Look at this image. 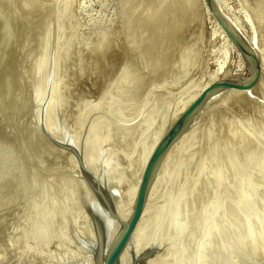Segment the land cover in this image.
Instances as JSON below:
<instances>
[{"label":"rangeland","instance_id":"rangeland-1","mask_svg":"<svg viewBox=\"0 0 264 264\" xmlns=\"http://www.w3.org/2000/svg\"><path fill=\"white\" fill-rule=\"evenodd\" d=\"M146 1L0 0V40L12 23L0 43V264H94L83 164L94 158L129 201L147 150L218 68L252 78L206 0H171L150 26L133 20ZM224 1L264 52V0ZM139 34L152 41L130 44ZM261 70L246 93L201 108L121 264H264Z\"/></svg>","mask_w":264,"mask_h":264},{"label":"water","instance_id":"water-1","mask_svg":"<svg viewBox=\"0 0 264 264\" xmlns=\"http://www.w3.org/2000/svg\"><path fill=\"white\" fill-rule=\"evenodd\" d=\"M209 8L213 11L216 19L224 28L232 41L240 48L250 66L252 78L249 81L237 80L234 78H220L213 81L204 91L198 95L181 115L170 125L155 149L150 155L138 187L136 198L130 216L124 220L114 209V201L111 196V190L108 187L107 177L104 175H96L94 169L89 168L87 163L83 164V170L89 178L92 187L96 192V202H101L103 207L108 212L110 218L116 220L120 225V229L115 234L110 235V229L103 220L98 217L96 207H93L90 201L87 202L89 211L93 217L95 234L92 240L88 241V245L92 250L95 259L94 264H119L120 258L124 251L129 247L130 240L137 226L138 221L144 211L147 202L148 192L154 180V177L160 167V164L168 152L172 144L190 128L195 117L201 108L217 93L228 90L238 89L245 90L251 86L255 78L260 73L261 65L259 57L246 40V38L234 30L226 18L220 13L214 0H206ZM97 199V200H96ZM98 202V203H99ZM89 264L80 262L78 264ZM138 264V262H136Z\"/></svg>","mask_w":264,"mask_h":264},{"label":"bare ground","instance_id":"bare-ground-1","mask_svg":"<svg viewBox=\"0 0 264 264\" xmlns=\"http://www.w3.org/2000/svg\"><path fill=\"white\" fill-rule=\"evenodd\" d=\"M24 1V2H23ZM26 1H28V0H26ZM26 1L25 0H21V2L19 3L20 5V8H21V10H27L28 8H30V7H28L27 9H25L27 6L26 5H29L30 4V2H33L34 0H30V2L28 3V4H25L26 3ZM134 1V0H133ZM139 1V0H138ZM144 1V0H143ZM146 1V0H145ZM150 0H148V1H146V3H148ZM155 1V5L156 6H158V10H156V6L154 5H152V6H147L146 7V9L145 8H143V5L142 4H140L139 5V7H141V5H142V7L141 8H138V2L136 1V3H137V5H135L134 4V13H133V20L134 19H136V20H134V21H137L138 22V18H141V17H143V18H141V19H143V20H145V24H146V26H150L151 24H153L154 23V20H155V24H156V21H157V18H158V22L159 21H161V17H163V19L165 18V17H167L168 15L166 14V13H164L163 12V10L164 11H166V9H164L163 8V6L165 5L166 6V8H168V6L171 4H173V6L175 5L174 3H171L172 1L171 0H154ZM171 1V2H170ZM201 1H203L204 2V0H200V2ZM215 2H216V5H217V7H218V10L220 11V13L226 18V20L230 23V25L232 26V28L234 29V30H236L237 32H239L240 34H242L243 36H246L245 34L246 33H244L245 31H242V29H244V28H242L241 29V27H243V26H240V23H239V21H238V17L236 18V17H232L229 13H228V11L226 10V8H225V1L224 0H214ZM23 2V3H22ZM150 2H153V0H151ZM169 2H170V4H169ZM202 3V2H201ZM32 4V3H31ZM30 4V5H31ZM143 4H145L144 2H143ZM204 4V3H203ZM202 4V5H203ZM7 5H9L8 4V2H7ZM29 5V6H30ZM33 5V4H32ZM32 5H31V7H32ZM147 4H145V6H146ZM149 5V4H148ZM172 6V7H173ZM149 7V8H148ZM170 7V6H169ZM175 7V6H174ZM177 7V6H176ZM176 7H175V9H176ZM206 7H208V6H206ZM163 9V10H162ZM209 9V8H208ZM207 10V9H206ZM209 11V10H208ZM210 12V11H209ZM8 15L10 14L9 12L7 13ZM163 14H166L167 16H163ZM210 14L212 15V21H213V23H215L214 25H216V27H218L219 29H220V31H221V33H223V35H224V37L229 41V43L234 47V49L236 48V46L234 45V43H233V41L228 37V34L226 33V31H224V29L222 28V26L220 25V23L215 19V17L213 16L214 14H212L211 12H210ZM0 15H1V13H0ZM153 18H155V19H153ZM160 18V19H159ZM140 19V20H141ZM132 21V20H131ZM130 21V22H131ZM129 22V25L131 24L132 25V23H130ZM136 22V23H137ZM141 22H142V20H141ZM141 22H140V25H142L141 24ZM153 22V23H152ZM163 22V21H162ZM136 23H135V27H138V26H136ZM159 23H161V22H159ZM159 23H157L158 25H159ZM12 23L11 22H5L4 24H3V26L1 27V39L2 40H0V43L3 45L5 42H7V40H8V32H9V28H10V25H11ZM143 24H144V22H143ZM154 24V25H155ZM156 24V25H157ZM130 25V26H131ZM139 25V24H138ZM134 27V26H133ZM144 27V26H143ZM142 27V28H143ZM162 27V26H161ZM141 27H140V29H142ZM131 29V28H130ZM246 30V29H245ZM247 31V30H246ZM249 32V31H248ZM139 33H141V32H139ZM143 33H146L145 31L143 32L142 31V34ZM142 34H139L138 36H137V38H133V40L130 42V44H135L138 40H140V38L143 36ZM249 34V33H248ZM147 35H149V34H147ZM146 35H144L143 37H145ZM248 36V35H247ZM142 37V39H143V41L145 42L146 40H147V42H148V40L150 39L148 36V38H146V40L144 39ZM151 37V36H150ZM152 38V37H151ZM246 38V37H245ZM251 38V37H250ZM249 38V39H250ZM141 39V40H142ZM151 40V39H150ZM149 40V41H150ZM251 40H253V38L251 39ZM152 41V40H151ZM112 42H114V41H112ZM146 42V43H147ZM253 43V42H252ZM255 43V42H254ZM253 43V45H252V47L254 48V50H256V52H257V55H258V57H259V59H260V64H261V74H263L264 73V52H263V50L261 51L257 46H256V44H254ZM150 44H151V42H150ZM1 45V46H2ZM110 45V44H109ZM108 45V46H109ZM127 45H129V44H127ZM129 46H131V45H129ZM236 50V49H235ZM237 51V50H236ZM239 54V53H238ZM145 60V59H144ZM143 60V61H144ZM149 60V59H148ZM147 62H149V61H147ZM145 64V63H144ZM148 65V64H147ZM165 65V66H164ZM162 65L160 64V66H159V68L161 67ZM163 66H164V68L166 67V64H163ZM163 66H162V68H163ZM163 68V69H164ZM158 70V69H157ZM161 70V69H160ZM233 71V70H232ZM237 72V71H236ZM243 73V72H242ZM260 74V75H261ZM264 75V74H263ZM263 75H262V77H263ZM236 77H241V76H238L237 74L235 75V74H233V73H230V71H226V70H223V68L220 66L219 68H218V70H217V72H215V75H213V77L212 78H210V80L202 87V89L196 94V95H194L188 102H187V105H186V107L201 93V92H203V90L206 88V87H208L213 81H215V80H217V79H220V78H236ZM246 77V76H245ZM242 78V77H241ZM244 78V77H243ZM238 79V78H237ZM262 79H260L259 80V82L261 81ZM259 82H257V83H259ZM260 85V84H259ZM258 87V85H255V88H257ZM255 88H253V89H255ZM231 92L233 95L235 94V93H241V95H242V93H246V91H242V90H238V89H230V90H228V92ZM228 92H225V93H227L228 94ZM221 94V93H220ZM226 94V95H227ZM222 95V94H221ZM221 95H217V96H220L221 97ZM223 95H225V94H223ZM239 95V94H238ZM238 95H234V96H232V97H234L235 98V96L238 98ZM231 96V95H230ZM229 95H228V97H230ZM216 97V96H215ZM214 96L212 97V98H215ZM212 98L210 99V100H212ZM225 98V97H224ZM227 98V97H226ZM231 98V97H230ZM230 98H229V100H230ZM232 99V98H231ZM210 100L208 101V103L210 102ZM215 100V99H214ZM233 101H234V99H232ZM231 100V101H232ZM209 105H210V103H209ZM206 106V105H205ZM208 106V105H207ZM205 108H208V107H205ZM203 110H204V108H203ZM202 112V111H201ZM203 113H204V111H203ZM178 116V115H177ZM174 119H177L176 117L174 118ZM197 119H199V118H197ZM196 119V120H197ZM195 120V121H196ZM194 121V122H195ZM174 122V121H173ZM172 123V122H171ZM196 124V123H195ZM50 126V125H49ZM52 129V128H51ZM194 129H197V128H194L193 126L192 127H190L188 130H186L178 139H177V141L176 142H174L173 144H172V146L170 147V149L168 150V152L166 153V155L164 156V159H163V161H162V163H161V165H160V167H159V169H158V171H157V173H156V175H155V177H154V180H153V182H152V185H151V187H150V190H149V192H148V198H147V202H146V205H145V207H144V211H143V214L141 215V217H140V220L138 221V223H137V226H136V228H135V230H134V233H133V235H132V238H131V240H130V243H129V247L132 245V243H135L136 244V248L137 249H139L138 248V242H139V240H138V235H139V231H140V226H141V224L143 223V219H142V216L145 214V212L147 211V208H149V207H147L148 206V202H149V200L151 199L150 197H151V195H153L152 194V192L154 191L153 189H154V186H155V184L157 183V181L159 180V178H160V175H161V172H162V170H163V168L165 167V165H166V163H167V159L169 158V156L171 155V153L173 152V151H175V150H177V149H175V148H177V146L183 141V140H185V138H187L188 136H190L191 134H193L195 131H194ZM160 135V134H159ZM192 136V135H191ZM160 137H161V135L157 138V139H155L154 140V142L152 143V147L151 148H149V151L147 150V154H146V156H145V158H144V160H142V162L143 163H141V169H139V171H141L140 173H138L139 175H137L138 177L136 178L137 180L135 181L136 183H134L135 184V186L133 187V189H132V191H131V197H129V201H126V199L127 198H125V200H124V197L123 196H125L126 197V195L123 193V192H121L120 190H119V186H118V184H117V181H115V182H113L112 180L114 179H112V180H108V182H107V184H108V187H109V189L111 190V196H112V199H113V201H114V204H113V206H114V209L118 212V214L124 219V220H126L129 216H130V213H131V211H132V208H133V205H134V201H135V198H136V194H137V191H138V187H139V184H140V181H141V177H142V171L144 170V167H145V165H146V163H147V160H148V158H149V156H150V154H151V152H152V150L154 149V146L156 145V143L159 141V139H160ZM175 149V150H174ZM88 159V158H87ZM86 159V160H87ZM94 158H92V161H91V158H90V160H88L89 162L87 163V165L89 166V168H91V169H95V170H97L96 168H95V165H94V163L96 162H94ZM98 168V167H97ZM107 168V167H106ZM110 169V168H109ZM107 171V170H106ZM109 171V170H108ZM111 171V170H110ZM99 172V171H98ZM108 173H111V172H108ZM108 173H105L104 172V174H101V175H104L103 177H108L106 174H108ZM112 175V174H111ZM110 179V178H109ZM117 179V178H116ZM119 179V178H118ZM119 181H120V179H119ZM118 181V182H119ZM91 195V196H90ZM89 195V197H88V200L90 201V203L92 204V205H94L93 207H96L95 209H96V211H97V213H98V217L100 216V219L101 220H103L104 221V223H106L107 225H108V227H109V229H110V235L112 234H115L116 232H117V230H119L120 229V225L118 224V222L116 221V220H114V219H112V218H110L109 217V215H108V212L106 211V209L103 207V205L101 204V202H96L95 201V198H94V196H92V194H90ZM130 196V195H129ZM128 197V196H127ZM97 200V199H96ZM125 201V202H124ZM126 204H128V207H126ZM127 208V209H126ZM144 217V216H143ZM141 221H142V223H141ZM89 222H90V219H89ZM90 224V223H89ZM92 224V223H91ZM90 226H92V225H90ZM91 228V227H90ZM92 232V231H91ZM92 240V239H91ZM138 241V242H137ZM140 244V243H139ZM138 245V246H137ZM128 247V248H129ZM128 248L124 251V253L122 254V256H121V258H120V263L119 264H121V262H123L124 263V258H125V256H126V251H128ZM140 248H141V246H140ZM130 249V248H129ZM137 249H136V252H137ZM88 258H90V257H88ZM86 259V258H85ZM84 259V260H85ZM91 259V258H90ZM91 261V260H90ZM82 262V261H81ZM84 262H86V261H84ZM85 264V263H84ZM90 264H92V263H90Z\"/></svg>","mask_w":264,"mask_h":264}]
</instances>
